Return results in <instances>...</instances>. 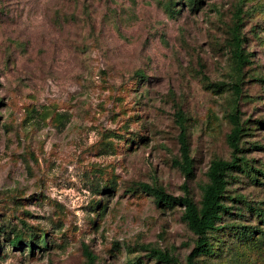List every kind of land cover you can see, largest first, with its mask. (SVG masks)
I'll return each mask as SVG.
<instances>
[{
  "label": "rangeland",
  "instance_id": "rangeland-1",
  "mask_svg": "<svg viewBox=\"0 0 264 264\" xmlns=\"http://www.w3.org/2000/svg\"><path fill=\"white\" fill-rule=\"evenodd\" d=\"M236 16L250 55L239 96ZM263 79L264 0H0V264H87V252L95 264H155L143 247L186 264L195 238L182 208L159 207L138 186L199 201L210 162L230 157L233 103L249 128L244 156L264 173ZM178 111L194 164L187 184L175 164ZM235 178L223 223L255 234L217 233L215 255L196 264H264V225L236 208L242 198L264 210V179Z\"/></svg>",
  "mask_w": 264,
  "mask_h": 264
},
{
  "label": "trees",
  "instance_id": "trees-1",
  "mask_svg": "<svg viewBox=\"0 0 264 264\" xmlns=\"http://www.w3.org/2000/svg\"><path fill=\"white\" fill-rule=\"evenodd\" d=\"M241 20L236 16V21L231 28V40L229 50L233 67L237 78L234 80L233 93L237 96L240 94V75L245 65L250 64L249 57L243 49V38L240 32ZM264 82V79L262 80ZM206 87L218 93L225 89L223 83H207ZM177 122L179 126L178 144H179V159L175 161L176 167L180 170L185 179V184L194 179V164L190 156L189 144L187 139V130L184 125V116L178 111ZM231 129L226 136V143L231 150L228 160L214 159L210 162L206 172L207 182L201 191L200 200L195 202L188 194L183 197H173L166 194L162 189L150 187L141 184L138 188L142 193L152 196L157 206L163 208H172L179 206L182 208L181 220L186 225L187 229L194 236V247L186 257V264H196L200 258H210L215 255L216 248L214 247L213 237L224 230L234 228L239 230L241 227L226 225L223 223L224 217L233 216L231 206L228 203L237 202L234 198L227 195L228 188L236 176L243 175L257 185H262L258 177L264 179V173L255 169L244 156L245 149L241 144L242 138L247 134L249 128L246 122H241L240 115L235 103L231 113L227 117ZM261 127H264V122H257ZM263 148V147H258ZM240 207L237 208V215L242 216V211L247 209L249 213L264 225V210L252 208L245 202L244 199H239ZM243 205V208L241 207ZM241 238L246 241L251 240L255 234V228L243 227L240 232L237 231ZM260 236L264 237V231H260ZM12 247L16 248L22 243L20 234H15L12 239H8ZM41 244L45 245V238L41 240ZM147 252V258L154 260L155 264H177L175 258L166 251H160L151 247H143ZM34 250L33 243L28 245V251L32 254ZM87 264H95V257L87 252ZM128 264H142L141 259H136Z\"/></svg>",
  "mask_w": 264,
  "mask_h": 264
}]
</instances>
